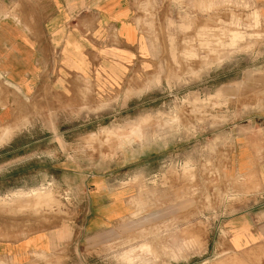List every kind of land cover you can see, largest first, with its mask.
Wrapping results in <instances>:
<instances>
[{
    "label": "rangeland",
    "instance_id": "374dc122",
    "mask_svg": "<svg viewBox=\"0 0 264 264\" xmlns=\"http://www.w3.org/2000/svg\"><path fill=\"white\" fill-rule=\"evenodd\" d=\"M132 1L150 63L77 102L45 90L48 110L7 130L0 189L16 191L0 200V223L14 220L0 236L72 226L61 250L25 264H264L230 255L219 230L261 190L234 174L231 150L263 106L233 115L222 89L264 66V0Z\"/></svg>",
    "mask_w": 264,
    "mask_h": 264
},
{
    "label": "crops",
    "instance_id": "0c3cea01",
    "mask_svg": "<svg viewBox=\"0 0 264 264\" xmlns=\"http://www.w3.org/2000/svg\"><path fill=\"white\" fill-rule=\"evenodd\" d=\"M150 52L132 0H0V183L14 164L4 158L14 151L7 130L37 116L38 110H48L51 99L45 90L77 102L79 92L90 83H125L147 67ZM222 90L233 115L240 102H257L263 109L257 115L261 125L249 119L237 131L231 150L234 174L260 182L261 190L248 199L254 204L223 219L220 235L230 255L264 263V66ZM15 191L14 186L0 189V200L9 202ZM173 210L167 208L166 215ZM13 221L3 219L0 229L11 228ZM5 234L0 236V264H25L36 253L61 250L72 226L34 231L18 239Z\"/></svg>",
    "mask_w": 264,
    "mask_h": 264
},
{
    "label": "bare ground",
    "instance_id": "6f19581e",
    "mask_svg": "<svg viewBox=\"0 0 264 264\" xmlns=\"http://www.w3.org/2000/svg\"><path fill=\"white\" fill-rule=\"evenodd\" d=\"M152 248V247H151ZM127 255V254H126Z\"/></svg>",
    "mask_w": 264,
    "mask_h": 264
}]
</instances>
